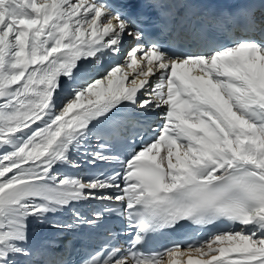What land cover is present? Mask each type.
Returning <instances> with one entry per match:
<instances>
[{
	"label": "snow or ice",
	"instance_id": "snow-or-ice-1",
	"mask_svg": "<svg viewBox=\"0 0 264 264\" xmlns=\"http://www.w3.org/2000/svg\"><path fill=\"white\" fill-rule=\"evenodd\" d=\"M181 257L264 264V0H0V264Z\"/></svg>",
	"mask_w": 264,
	"mask_h": 264
},
{
	"label": "bare ground",
	"instance_id": "bare-ground-1",
	"mask_svg": "<svg viewBox=\"0 0 264 264\" xmlns=\"http://www.w3.org/2000/svg\"><path fill=\"white\" fill-rule=\"evenodd\" d=\"M180 259L184 262V264H186L187 257H181Z\"/></svg>",
	"mask_w": 264,
	"mask_h": 264
}]
</instances>
